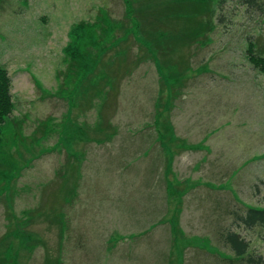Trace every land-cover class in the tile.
Wrapping results in <instances>:
<instances>
[{
  "label": "rangeland",
  "instance_id": "1",
  "mask_svg": "<svg viewBox=\"0 0 264 264\" xmlns=\"http://www.w3.org/2000/svg\"><path fill=\"white\" fill-rule=\"evenodd\" d=\"M206 2L0 0L14 105L0 141V254L11 256L0 264H247L228 230L264 261V224L237 217L264 208V71L248 55L264 56V0ZM128 9L175 31L159 56L175 65L161 72L141 36L123 42L121 25L136 30ZM81 22L96 24L86 41L103 67L71 83ZM16 228L35 246L11 247Z\"/></svg>",
  "mask_w": 264,
  "mask_h": 264
},
{
  "label": "trees",
  "instance_id": "2",
  "mask_svg": "<svg viewBox=\"0 0 264 264\" xmlns=\"http://www.w3.org/2000/svg\"><path fill=\"white\" fill-rule=\"evenodd\" d=\"M208 2V0H207ZM206 2V3H207ZM246 3L251 5L257 4L258 0H245ZM173 5V4H172ZM206 11L209 9V5L205 7ZM102 13L99 12V15ZM186 14L178 10L173 11L171 16ZM128 18L124 20H130L133 17L136 19V23L133 27L136 30H131L130 27H125L121 25V30L123 32L122 40L124 43L128 42L129 36L134 34L143 37L140 41L141 45L146 47V50L150 52V58L153 62L158 63V68L161 72L167 70L171 66L175 65V63L170 62L166 59H160V53L166 54L168 51V47L172 46L170 44L169 38L174 36L175 31L172 29H162V32H156L155 27H152L146 23H141L143 19L141 15L136 11H131L128 9L127 15ZM123 20V21H124ZM121 20V23L123 22ZM96 24H88L86 22H81L74 26L71 31V36H73L72 47L73 50L69 55L67 69L63 74L65 78L67 76L68 81L71 83H82L86 80L90 74H94L98 70L103 67V60L99 58L98 50L94 49V42H87L86 38L92 36L95 31ZM175 37V36H174ZM252 44V43H251ZM176 46H174L175 48ZM86 49V51H85ZM248 55L250 61L253 65L259 68L261 71H264V56L257 55L254 50L249 49ZM125 55V51L121 49V57ZM127 64V63H126ZM133 66H130L129 63L124 68V74L129 75L133 71ZM62 74V73H61ZM106 77H101L97 82H95V86H98L99 83L105 81ZM165 84H169V77L164 79ZM12 82L8 70L0 64V141H2V137L4 135L5 129L10 126V117L14 110L13 98L11 93ZM157 117H161L159 113H157ZM161 123V121H159ZM165 132L170 133V125L167 122L162 123ZM81 152L79 153V155ZM167 189H169L167 185ZM31 211L25 212V214H30ZM238 219L242 224H244L248 228H252L257 225L264 224V208L259 209L255 207H248L242 214H237ZM17 232L15 233L16 237H12L11 235L8 237L10 239L11 247H13V239L18 238L19 244L26 247H34L35 241L38 236L33 235L32 233H23L21 228H16ZM18 236V237H17ZM41 238V237H40ZM4 238L2 241L6 240ZM222 239L225 244L231 249L234 255L237 258L245 259L247 264H264L262 256H253L248 254L250 248V242L242 234L235 230H228L222 234ZM171 251H169V259H171ZM8 252L5 251L3 254H0V262L10 260ZM186 258V252H185ZM190 259V258H189ZM185 260L184 264H187L190 260Z\"/></svg>",
  "mask_w": 264,
  "mask_h": 264
}]
</instances>
